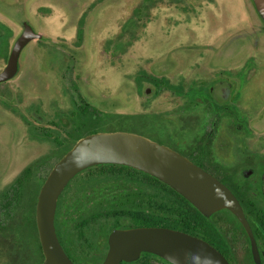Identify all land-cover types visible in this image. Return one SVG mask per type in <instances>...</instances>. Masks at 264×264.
Listing matches in <instances>:
<instances>
[{
  "label": "flooded vegetation",
  "instance_id": "obj_1",
  "mask_svg": "<svg viewBox=\"0 0 264 264\" xmlns=\"http://www.w3.org/2000/svg\"><path fill=\"white\" fill-rule=\"evenodd\" d=\"M17 1V18L0 13V75L13 71L0 82V119L18 129L15 147L21 148L20 156L27 162L0 193V264L31 261L27 239L29 228L34 232L33 220L12 219L2 209L5 198L12 200L19 179L23 184L17 191L23 201L34 183L40 193L55 165L81 139L99 133L96 126L107 124L109 116L153 113L182 123L180 135L173 132L156 143L217 178L236 197L245 217L228 209L207 217L185 200L186 207L190 203L205 219H198L188 232L171 230L207 243L226 264H264V72L254 69L264 63L257 50L264 41V11L254 0H240L239 5L231 1L234 6L228 8L238 12L237 19L221 9V0ZM28 7L30 16L25 12ZM227 18L232 26L222 27ZM43 21L61 22L62 34L55 36L48 27L42 28ZM157 27L171 30L166 49L153 45ZM147 29L149 40L143 45L140 36ZM22 37L26 40L18 48ZM233 42L240 46V59L234 56L229 65H218L215 58L228 56ZM173 52L180 53L179 58ZM168 55L177 59L173 67ZM43 61L48 72L40 68ZM105 69L116 70L122 82L102 86ZM193 88L196 93L191 94ZM131 103L133 107L128 106ZM101 166L125 168L121 203L127 212L133 211L111 233L151 228L141 225L142 209L150 224L156 220L154 180H150L148 201L140 193L144 172L112 164L86 169L64 189L55 214L59 242L75 264L91 261L93 207L107 202V194H94L90 182L80 192L82 182L91 179L85 173ZM111 233L97 234L96 255H104L100 264L109 252ZM44 260L43 254L42 264ZM121 264L173 263L143 252L137 260Z\"/></svg>",
  "mask_w": 264,
  "mask_h": 264
},
{
  "label": "water",
  "instance_id": "obj_2",
  "mask_svg": "<svg viewBox=\"0 0 264 264\" xmlns=\"http://www.w3.org/2000/svg\"><path fill=\"white\" fill-rule=\"evenodd\" d=\"M254 2L264 11V0ZM24 40L26 37L21 38L18 48ZM12 74V70H6L0 75V82L9 79ZM109 164L131 167L155 177L207 217L228 209L245 219L232 192L188 158L137 134L96 133L81 139L55 165L39 193L36 222L44 264H75L62 248L56 232L58 199L78 174L94 166ZM109 245V252L102 264L132 262L143 252L156 254L173 264H226L207 243L167 228L115 230L109 237Z\"/></svg>",
  "mask_w": 264,
  "mask_h": 264
},
{
  "label": "rangeland",
  "instance_id": "obj_3",
  "mask_svg": "<svg viewBox=\"0 0 264 264\" xmlns=\"http://www.w3.org/2000/svg\"><path fill=\"white\" fill-rule=\"evenodd\" d=\"M17 0H0V13H2L3 15H5L6 17L9 16L10 14L12 16H14V18H17L18 14L16 13V10L14 9V6L17 5V7H20L19 4L17 3L15 5ZM60 2V0H57ZM231 1L233 0H221V9H225L227 10L231 16L233 14L234 17H236L237 19V14L238 12H231L230 9L228 7H233L234 4L231 3ZM18 2V1H17ZM240 0H236V3L239 5ZM235 3V1H234ZM28 7V11L26 8V15L30 16L31 12L29 11ZM227 14V15H228ZM238 17H241V15L239 14ZM245 17V16H244ZM243 18V17H242ZM239 19V18H238ZM248 20V18H247ZM246 20V21H247ZM245 21V20H244ZM243 21V22H244ZM45 25L42 24V28L48 27L49 30L51 31V33L55 36H60V34H62V24L61 22L59 24H57V22H52V21H48V23L46 21ZM224 24L222 27L228 26L231 27L232 24L229 22V19L227 18V21H222ZM235 23V22H234ZM233 23V25H234ZM238 25L240 23H237ZM236 24V27L238 26ZM40 25V24H39ZM242 25H245L244 23ZM248 26H246L247 28ZM142 31L138 32L141 33ZM171 32V30H165L164 28L162 29L161 27H157L154 29L153 32V36L152 41H153V45H158V44H162L160 46H162L164 49H166V44L168 43L167 38L169 37V33ZM149 30H145L142 34H141V40L140 43H142L143 45H147L148 40H149ZM173 39L170 40V42ZM163 41V42H162ZM256 43V41H254V44ZM233 45L231 46V49L228 50V56L226 57H218L215 58L216 59V63L218 65H224L227 62V65H229V61L232 60H238L240 59V57H238V54H241L242 51L240 50V46L238 45L237 42H233ZM252 43H249V46H251ZM174 46H172L170 48V50L172 51V48ZM132 50V49H131ZM257 50L262 53L261 56L264 57V41L263 42H259V45L257 47ZM219 52V51H218ZM173 55H176L177 58H179L180 53L176 54V52H173ZM173 55H168L167 57H169V61L168 63L171 64V66L173 67L174 64H176V61H174V57ZM238 55V56H237ZM234 56H237L234 58ZM40 68L42 71H46L48 72L49 70H44L45 68V64L44 61L42 64H40ZM106 68V67H105ZM254 69L257 70L258 72H264V63L261 65H258L257 67L254 66ZM105 82L103 81L102 86H107V88H110L109 85L115 84L117 82H122V76H120L118 74V72L116 70H107L105 69ZM100 86V85H99ZM261 86V85H258ZM196 93V88H193L191 94ZM129 107H133L134 105L131 103L128 105ZM111 114V112H109ZM113 115V114H112ZM181 126L182 123L181 122H177V123H173L170 118L166 117L163 114H146V115H133V116H129V117H119L117 118L115 115L109 116V119L107 121V124H103V127H101V125L99 124L98 129L100 130L99 133H107V132H124V133H133V134H137L143 137H146L154 142L156 141H164L166 137L170 136L171 133H177L178 135L181 134ZM95 127V126H94ZM18 129L13 125L11 126L7 121L0 119V193L3 192L5 190L6 187H8L7 185L13 183L18 175V173H20L23 165L27 162L26 159H22L20 156V153L22 152L20 147H15V138L18 137ZM87 134V133H86ZM21 150V152H20ZM53 162L48 166V167H44L45 170H43V174L41 175V179L46 178L47 173L49 172V167L53 165ZM39 192V186L34 183L33 186L29 189H27L25 191V195L26 197L23 198V201L20 202V204L17 206L16 209V214L14 215L13 218L15 219H23V217L25 216L28 219H32L31 218V209L33 208V204L35 202V200L37 199V195ZM1 196V195H0ZM2 197V196H1ZM26 200V201H25ZM25 201V202H24ZM23 207H25V211L23 209ZM24 211V216H22ZM34 233L33 230L31 228H29V238L33 239L34 238Z\"/></svg>",
  "mask_w": 264,
  "mask_h": 264
},
{
  "label": "trees",
  "instance_id": "obj_4",
  "mask_svg": "<svg viewBox=\"0 0 264 264\" xmlns=\"http://www.w3.org/2000/svg\"><path fill=\"white\" fill-rule=\"evenodd\" d=\"M124 169L125 168L119 166H101L97 169H94L93 171H87L85 173L87 177L88 174H90L89 177H91V179L87 178V183L85 180L82 182L80 192L88 189V182H90L94 194L98 196H100L101 194H107V202H105L104 204L98 203L93 207L92 253L91 261L86 264H100L102 259L104 258V255L101 253L96 255V245L99 240L97 234H110L113 229L119 227V225L121 224V218L124 215L133 214L132 208H130V212H127L128 209L124 208V205L121 203V201L123 200V196L120 190L125 188V180L127 178ZM140 174V193L147 199V201L149 198L150 180H154L156 185V220L154 223L150 224L148 220V214L145 213L144 209H142V217L140 219V222H142V226L148 227L151 225V227L170 228L188 232L192 230L191 227L196 226L197 222L199 221L198 219H205L190 203L186 202V207L185 204H183L186 199L176 191H174V189L168 187L158 179H153L149 175H146L144 173ZM17 184L18 186H22L23 183L21 179L18 180ZM18 186L13 187V191L15 190V192H12V200L5 198L7 199V201L4 203L5 207H2V209L4 210L7 209V214H10L12 216V219H15L13 217L16 214L15 212L17 206L21 202L20 193L17 191L18 189H20V187ZM36 202L37 199L33 204L30 215L34 223L33 226L35 234L33 239H27V247L30 249V264L34 260L36 264H42L43 260L41 244L35 222ZM146 206L148 207V204ZM24 208L25 207H23V209ZM24 211L22 213V216H24L25 214ZM169 217L172 218L170 219ZM23 219L28 218L24 216ZM84 239L85 238L83 236L82 241H84ZM70 241V238H67L65 240L67 244H69ZM67 252L70 254V251L67 250ZM80 252L82 253L84 258L86 254L84 244L82 245V250H80ZM70 257L74 258L73 255H71Z\"/></svg>",
  "mask_w": 264,
  "mask_h": 264
}]
</instances>
